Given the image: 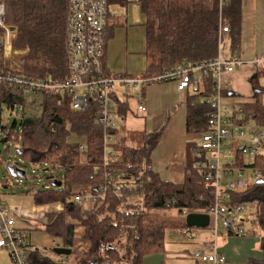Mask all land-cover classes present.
I'll list each match as a JSON object with an SVG mask.
<instances>
[{"label": "trees", "instance_id": "trees-1", "mask_svg": "<svg viewBox=\"0 0 264 264\" xmlns=\"http://www.w3.org/2000/svg\"><path fill=\"white\" fill-rule=\"evenodd\" d=\"M137 1L145 14L149 65L144 77L215 60L219 52L221 22L230 25V56L240 58L243 0H228L222 8L219 0ZM131 2L109 0V5L126 6ZM69 14V0L7 2L6 22L16 30L13 45L30 51L23 62V74L55 81L70 75L66 48ZM107 41L108 33L106 45ZM103 64L110 75L105 59ZM261 77H264V70H258L250 80L254 89L253 102L241 104L244 122L264 127ZM214 84L211 73L199 86L207 90H196L188 97V134L199 135L207 129L204 115L210 111V104L199 97H210ZM73 97L71 93L46 92L34 96L30 102L24 90L0 85V104H5L10 112L23 109L20 122L1 126V135L5 136L2 140L17 146V156L23 163L37 164L47 170L43 175L44 187L31 193L36 206H62L61 210L47 214V234L61 239L64 246L72 250L75 229L84 227L90 251L82 264H145L147 256L165 251L167 230L188 228L185 220H159L154 213L170 209H175L182 217L184 211L206 213L215 201L214 184L205 180L203 169L196 165L195 145L192 158L188 160L185 181L177 184L163 180L151 164L162 132L145 135L141 147H131L126 135L120 132L122 130H105L97 124L96 104L91 103L86 111H77L73 109ZM128 106L118 102L119 118L126 117ZM25 109L38 113L28 115ZM106 135L115 138L107 160L104 152ZM236 156L240 160L238 167L259 170V180L264 181V152L249 163H244L241 155ZM19 159L16 165L22 168ZM114 185L117 190L113 189ZM2 186L7 187V182ZM78 195L89 196L86 200L91 206H85L86 200L76 202L74 198ZM230 199L227 204L232 207L254 205L253 223L261 232L263 259L249 264H264V183L257 181L238 193H230ZM24 237L29 240L28 233L25 232ZM25 251L26 264H62L41 249L30 246Z\"/></svg>", "mask_w": 264, "mask_h": 264}, {"label": "built area", "instance_id": "built-area-1", "mask_svg": "<svg viewBox=\"0 0 264 264\" xmlns=\"http://www.w3.org/2000/svg\"><path fill=\"white\" fill-rule=\"evenodd\" d=\"M9 0H0V85L20 88L31 102L33 97L46 92L73 94V109L86 111L91 103L96 104L95 117L98 125L105 130L117 129L115 121L118 116L116 94L129 88L140 90V96L149 85L175 81L179 91H186L191 86L199 87L211 73L215 78L214 92L203 99L210 104L204 118L207 129L201 134V141L195 145L193 155L198 168L203 169L205 180L213 182L215 201L209 207L208 214L212 226L218 225L225 231L236 234L245 232L242 220L238 221V212L243 206L232 207L227 204V193H238L247 185L244 180V168L238 167L240 160L237 154L248 153L255 157L264 151V127L255 123L244 122L243 104H235L228 108L225 95L232 91V81L224 78L225 74H232L243 61L229 55L230 25L221 22L220 45L218 57L206 64L188 65L154 77H129L119 74H107L104 69L107 22L109 0H69L70 14L67 21L66 48L69 58L70 75L62 81L41 80L26 76L21 72L23 62L29 57L28 49L20 50L15 47L16 30L6 22V9ZM228 0H219L222 8ZM15 29V28H14ZM254 69L264 70V52L252 61ZM200 74L197 77V74ZM82 91V93H80ZM138 112H146L143 100L138 102ZM111 138L109 135L106 138ZM106 145L104 143L105 159L107 160ZM233 150L235 160L230 162L224 155L227 149ZM263 151V152H262ZM19 167V166H18ZM21 168V167H20ZM236 172L234 179L223 177ZM261 172L254 169L252 178L256 182ZM22 180V179H21ZM114 190L117 187L113 186ZM89 196L78 195L76 202H83ZM21 210L7 206L0 199V250L10 251L11 264H26V248L30 241L16 228L17 216ZM189 213L184 211L186 217ZM195 229L184 228L181 232L189 239L193 238ZM194 258L204 264H224L225 258L217 252L204 254L195 252Z\"/></svg>", "mask_w": 264, "mask_h": 264}, {"label": "crops", "instance_id": "crops-1", "mask_svg": "<svg viewBox=\"0 0 264 264\" xmlns=\"http://www.w3.org/2000/svg\"><path fill=\"white\" fill-rule=\"evenodd\" d=\"M110 6H118L116 4H110L108 8V23H107V33H108V41L106 45L105 51V62H106V70L110 74H122V75H131L132 73L129 67L121 72L114 71L112 67L109 66V62L107 60L108 53V42L116 37V32L118 31H126L128 32V19L125 15H115L110 12ZM145 25V21L143 26ZM145 30V26H144ZM145 32V47L141 52L130 53L131 55H138L139 57L144 56L146 58V68L144 71H147V67L149 65L147 57H146V30ZM230 37V35H229ZM113 38V39H112ZM112 39V40H111ZM116 39V38H115ZM114 39V40H115ZM113 40V41H114ZM230 44L229 42V55H230ZM264 52V0H243L242 4V23H241V51H240V59L243 61V64L236 68L232 74H225L224 78L232 81V91L229 94H226L225 104L228 108L232 107L235 104L239 103H248L253 102L254 89L251 84V78L257 72L256 69L252 66V61L254 58ZM144 65V67H145ZM137 73V72H134ZM146 73V72H145ZM132 76V75H131ZM199 73L197 77H199ZM200 88V89H198ZM196 90L206 91L207 89L202 87H193L191 86L186 91H179L177 88V83L170 84L168 89L164 88V97H168L167 100L169 105L167 106L169 111L171 110L172 115L176 110L178 113L174 116L172 123H170L169 127L173 125L175 122L176 116L183 114L185 116V129H186V105L189 96H193L194 94L190 93ZM131 90H127L126 93L123 90H120L116 94L115 102L118 109V102L123 104H128L131 96ZM185 94L186 98H184L183 105L185 110L183 113H179L182 111L180 107H177L175 103L176 99H182V95ZM262 97V94H261ZM199 100L203 101V96L199 97ZM144 102V100H143ZM1 105V104H0ZM147 111V105L144 102ZM118 129V128H117ZM150 134V133H149ZM148 135V134H145ZM194 146V144H193ZM191 144L187 145L186 153L181 156L180 162L178 161L179 172H173L172 175L176 178H164L166 181H171L177 184H181L185 181V174L188 162L191 160L189 157H192L191 149L193 148ZM16 158L13 161V164L18 163ZM189 160V161H188ZM23 162L19 159V163ZM156 159L153 158V168L156 171L155 164ZM158 171V170H157ZM156 171V172H157ZM178 171V170H177ZM158 173V172H157ZM161 176V172L159 171ZM163 175V174H162ZM162 178V176H161ZM162 178V179H163ZM228 179V177L226 178ZM3 202L10 207H17L21 210L20 214L17 216L16 228L20 230V232L24 235L25 232L28 233V239L33 248L35 247L33 232L36 231L38 233H45V224H46V216L48 213L56 212L62 209V206L59 205H50V206H36L33 196H16L10 197L8 195L3 196ZM186 218V217H185ZM184 217L179 216L177 220H185ZM29 220V223H27ZM243 222V226L245 229V233L233 235L224 229L221 228L219 224L217 229L215 226L210 225L209 228L206 229H195L193 232V238L189 239L184 236L181 232V228H175L168 234V230L165 235V251L161 254L150 255L145 258V264H204L202 262L197 261L194 258L195 252H202L204 254H211L213 252H217L225 258L224 264H249L251 261H260L263 259V254L260 250V236L261 232L259 228L253 223L251 227ZM171 230V229H170ZM252 232V233H251ZM247 233V234H246ZM47 234V233H46ZM27 235V234H26ZM49 235V234H48ZM46 235L47 237H49ZM51 239L52 247L56 248H66L63 244V241L56 240L57 238L49 237ZM1 239V234H0ZM49 244V241L47 239ZM45 243H43L44 245ZM46 244V245H48ZM48 247V248H47ZM39 249V248H38ZM53 250L46 246V250ZM5 249H1L0 253ZM7 250V249H6ZM43 251V250H41ZM90 251V241L87 236L86 229L84 227H77L75 229L74 236V247L72 248V254L69 256L57 255L53 252V254L46 255L50 257L54 261L62 262V264H82L81 262L88 258V254ZM10 257V255H9ZM6 263L4 260H0V264ZM11 263V261H10Z\"/></svg>", "mask_w": 264, "mask_h": 264}, {"label": "rangeland", "instance_id": "rangeland-1", "mask_svg": "<svg viewBox=\"0 0 264 264\" xmlns=\"http://www.w3.org/2000/svg\"><path fill=\"white\" fill-rule=\"evenodd\" d=\"M110 12L115 15H125L128 19V32L126 31H118L116 32V37H114V41L111 43L108 42V53L107 60L109 62V66L113 68L114 71L121 72L129 67L131 77H141L145 75L146 68V58L144 56L139 57L138 55H131L130 53H138L141 52L145 47V30L143 23L145 21V14L142 10V6L137 0H132V2L126 6H110ZM14 47V46H13ZM24 50V49H20ZM243 60V59H242ZM145 65V67H144ZM137 72V73H134ZM200 75V74H199ZM170 84H176L175 81H167V82H159L152 85H149L147 89L144 91L143 96H140V90H133L126 88L124 92L127 90H131V98L128 101V110L125 118L121 119L119 117L115 118L118 130H122L124 135H126L127 144L131 147H141L143 144V137L145 134H152L155 132H162L161 137L159 138V142L154 152L152 153L151 164L153 166V158L156 159V164L154 165L156 171L161 172L162 178H176L172 175L173 172H179L178 161L180 162L181 156L186 153L187 145L191 144V146L198 145L201 141V135L196 134H188L185 129V116L180 114L176 116L175 122L172 126L169 127L170 123H172L174 116L178 113L174 112L172 115L171 110L169 111L168 105L170 102L167 100L168 97H164V88L168 89ZM259 86L264 88V77L259 78ZM82 93V91L80 92ZM194 94L193 91L189 92V94ZM182 99H176L179 103L176 104L177 107H180L182 111L179 113H183L185 115L183 102L184 98H186L185 94H181ZM144 100L147 105V111L144 113L138 112V102L140 100ZM261 100L264 102V94H262ZM231 108V107H230ZM25 113L28 115H35L38 111H33L29 109H25ZM23 114V109L18 108L13 112L6 107L5 104L0 105V129L2 125H11L14 121L20 122ZM5 136L1 135L0 132V199L3 201V196L8 195L10 197L16 196H31V193L35 190L42 189L46 182L44 178V174L46 172V168L38 166L37 164H25L20 162L22 168H25L27 172L26 179L19 180L18 178H12L10 176L8 166H10L13 161L18 158L17 156V146L12 142H3ZM115 144V138H106L105 145L107 153H111L113 149V145ZM264 151V150H263ZM262 151V152H263ZM192 153V149H191ZM227 158H229L230 162L235 160V156L233 155V150L228 148L224 153ZM244 163H249L254 161V157L250 156L248 153L241 154ZM190 159L192 157H189ZM178 170V171H177ZM163 174V175H162ZM244 180L248 181L245 188L253 185L256 182L255 178H252L254 175V169L245 167L244 171ZM228 179H234L236 177V172L227 176ZM163 178V180H164ZM225 177L222 175V182L224 184ZM7 182L8 186H2L3 183ZM27 192V193H26ZM227 202H230V193L226 194ZM85 206L90 207L91 202L86 200ZM243 206V211L238 212V221H245V224L249 227L253 225L254 217V205L245 204ZM155 216L159 220L166 221H174L179 219L178 212L175 209L167 210L166 212H155ZM29 223V220H27ZM173 229L168 230V234L172 232ZM225 231V230H224ZM46 232L36 234V231L33 232L34 245L35 247L43 250L47 255H52L56 247H52L51 239L47 237ZM187 237V236H186ZM188 238V237H187ZM49 241V244L47 242ZM60 241L61 239H56ZM43 243H45L43 245ZM48 244V245H46ZM46 246H49L53 250H46ZM48 248V247H47ZM10 251L3 250L0 253V260H4L6 263L11 264L10 261Z\"/></svg>", "mask_w": 264, "mask_h": 264}, {"label": "water", "instance_id": "water-1", "mask_svg": "<svg viewBox=\"0 0 264 264\" xmlns=\"http://www.w3.org/2000/svg\"><path fill=\"white\" fill-rule=\"evenodd\" d=\"M15 29L12 28V31ZM10 176L12 178L26 179L27 173L24 169L18 167L16 164L8 166ZM47 171V170H46ZM258 183H264V181L258 180ZM185 223L189 228L192 229H206L210 227L211 218L206 213H189L185 218ZM54 253L62 256H69L72 254V250L68 248H56Z\"/></svg>", "mask_w": 264, "mask_h": 264}]
</instances>
